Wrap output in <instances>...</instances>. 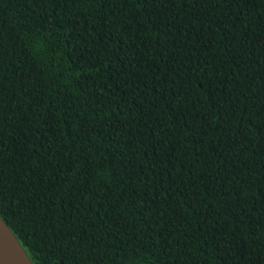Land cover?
<instances>
[{"label": "trees", "instance_id": "obj_1", "mask_svg": "<svg viewBox=\"0 0 264 264\" xmlns=\"http://www.w3.org/2000/svg\"><path fill=\"white\" fill-rule=\"evenodd\" d=\"M0 217L33 264H264V0H0Z\"/></svg>", "mask_w": 264, "mask_h": 264}, {"label": "water", "instance_id": "obj_2", "mask_svg": "<svg viewBox=\"0 0 264 264\" xmlns=\"http://www.w3.org/2000/svg\"><path fill=\"white\" fill-rule=\"evenodd\" d=\"M0 264H33L20 242L1 217Z\"/></svg>", "mask_w": 264, "mask_h": 264}]
</instances>
